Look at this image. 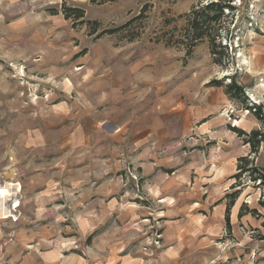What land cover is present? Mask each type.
Segmentation results:
<instances>
[{
	"label": "rangeland",
	"instance_id": "rangeland-1",
	"mask_svg": "<svg viewBox=\"0 0 264 264\" xmlns=\"http://www.w3.org/2000/svg\"><path fill=\"white\" fill-rule=\"evenodd\" d=\"M212 1L0 0V264H264L261 220L237 219L259 192L224 221L248 152L228 127H260L224 86L264 103V0H220L222 67L180 42Z\"/></svg>",
	"mask_w": 264,
	"mask_h": 264
},
{
	"label": "trees",
	"instance_id": "trees-1",
	"mask_svg": "<svg viewBox=\"0 0 264 264\" xmlns=\"http://www.w3.org/2000/svg\"><path fill=\"white\" fill-rule=\"evenodd\" d=\"M233 10L234 8L229 2L225 3L220 0L217 2H209L192 10L187 16L186 25L182 30L180 42L189 45L188 52L199 43L203 41L207 42L210 54L213 57V63L216 66L222 67L223 58L227 56L228 50L227 44L222 45V42L225 41L226 43L228 41H226V37L224 38L225 40H223L220 35L221 24L226 16L233 13ZM63 14L66 19L71 17L75 21H79V25L86 24L83 21L84 11L80 8H66V5L63 4ZM141 18L142 13L121 27L102 31V35H111L120 30H125L132 22ZM87 24L91 25L92 23ZM93 30H95V28H93ZM218 42H220L221 45ZM209 84L210 86L217 87L224 86L223 81H212ZM224 88L225 94L229 100L238 102L240 106L260 124L259 128L252 129L249 132L237 127H228L231 132L235 133L236 136L240 138L242 145L248 149L246 155L237 158L236 173L229 178L233 180V184L229 187L233 192L224 196V200H227L224 218L225 228L230 235L231 225L229 211L247 188L259 192L257 208H250L246 203L241 204L237 213V219L240 220L249 215L256 220H261V227L264 228V103L258 105L250 104L244 96L243 89L237 85L233 79H231V82L225 85ZM215 204H220V201ZM254 230L256 231V229H252V231ZM263 239L264 235L260 237V240Z\"/></svg>",
	"mask_w": 264,
	"mask_h": 264
},
{
	"label": "bare ground",
	"instance_id": "bare-ground-1",
	"mask_svg": "<svg viewBox=\"0 0 264 264\" xmlns=\"http://www.w3.org/2000/svg\"><path fill=\"white\" fill-rule=\"evenodd\" d=\"M19 192V188L16 185L4 184L0 185V219L7 218L9 214V208L16 206L18 201L16 195ZM6 202H11L10 206H6ZM13 204V205H12Z\"/></svg>",
	"mask_w": 264,
	"mask_h": 264
},
{
	"label": "crops",
	"instance_id": "crops-1",
	"mask_svg": "<svg viewBox=\"0 0 264 264\" xmlns=\"http://www.w3.org/2000/svg\"><path fill=\"white\" fill-rule=\"evenodd\" d=\"M261 65V64H260ZM257 69H259V68H257Z\"/></svg>",
	"mask_w": 264,
	"mask_h": 264
}]
</instances>
